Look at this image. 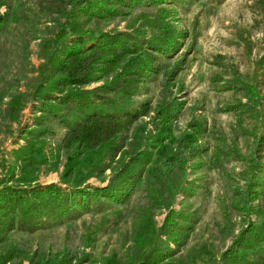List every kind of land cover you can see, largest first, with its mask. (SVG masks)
Wrapping results in <instances>:
<instances>
[{"label": "rangeland", "instance_id": "rangeland-1", "mask_svg": "<svg viewBox=\"0 0 264 264\" xmlns=\"http://www.w3.org/2000/svg\"><path fill=\"white\" fill-rule=\"evenodd\" d=\"M2 1L0 264H264V0ZM99 109L114 153L67 138Z\"/></svg>", "mask_w": 264, "mask_h": 264}, {"label": "trees", "instance_id": "trees-1", "mask_svg": "<svg viewBox=\"0 0 264 264\" xmlns=\"http://www.w3.org/2000/svg\"><path fill=\"white\" fill-rule=\"evenodd\" d=\"M4 4V1L0 0V9ZM158 26L166 32V36L174 37L176 35V32L168 24L158 21ZM169 37L165 39L153 38L150 40L149 45L155 52L158 50L165 51L172 43ZM103 58H105V53L100 58L95 57L92 53H84L76 58L71 57L61 65L64 77L61 80L62 85L82 86L89 83L94 77L96 65ZM132 117V114L119 117L100 109L91 110L85 114L82 122L70 130L67 138L70 143L78 141L77 147L84 145L89 148H95L110 142L109 149L114 153L117 151L114 145L116 137L126 128L125 125L131 122ZM175 160L174 154H168L167 158L162 160L163 169L165 171L171 169ZM107 188L102 193L106 192Z\"/></svg>", "mask_w": 264, "mask_h": 264}]
</instances>
